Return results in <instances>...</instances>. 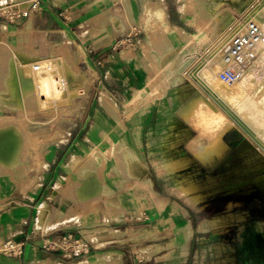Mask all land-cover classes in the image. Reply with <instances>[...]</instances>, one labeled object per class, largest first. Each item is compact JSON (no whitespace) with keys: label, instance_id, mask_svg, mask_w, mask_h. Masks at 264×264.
Listing matches in <instances>:
<instances>
[{"label":"rangeland","instance_id":"obj_1","mask_svg":"<svg viewBox=\"0 0 264 264\" xmlns=\"http://www.w3.org/2000/svg\"><path fill=\"white\" fill-rule=\"evenodd\" d=\"M122 1L115 0L114 10L118 11ZM239 1L250 7L242 17L231 15L229 10L216 5L222 4L233 10ZM125 4L127 8L115 14L114 24L119 36L129 33L141 40L152 71L149 90L142 96L141 90L136 89L131 94L125 93V97L120 95L118 100L106 94L108 98L101 99L106 111L99 106V112L93 110L86 116L92 101L89 89L95 83L97 73L83 53L75 49L71 37L58 30L42 33L39 28L44 24L37 21L34 26L35 12L31 7L26 9L27 4H19L16 0L0 3V21L11 27L0 34V142L3 143H0V191H19L24 195L26 191L42 188L46 177L52 191L76 193L89 204L91 210L88 212L51 211L48 218L40 222L46 230L74 223L75 217L82 216L81 212L83 215L103 213L107 218L118 217L122 212L112 211L113 205L118 203L115 201L117 191L130 194L132 191H157L178 202L175 207L179 210L173 211L175 220L180 224L184 222L182 213L186 215L187 212L181 207H185L195 218V226L185 229L173 225L171 228L168 224L170 226L153 232L156 220L151 213L138 205L137 213H134L132 207L131 217L136 215L144 219L145 216V221L140 224L144 227L131 229L124 241L129 245L128 250H132L130 245L133 249L138 248L128 252L131 261L138 258L149 261L160 248L151 253L147 250L155 243L169 242L162 238L173 234V264H264V180L259 179L261 171L264 172L262 113L255 109L251 98L243 103L241 114L228 110L232 117L240 120L230 129L240 137L238 149L229 148L223 137L219 142L207 137L202 140L187 113L189 102L198 93L212 95L200 77V69L207 62L220 64L221 50L226 42L239 35L248 20L260 22L264 0H174L184 17L178 21L179 28L167 25L163 11H157L159 6L149 12L134 9L132 2ZM20 12L28 15L25 21L16 25L18 18L11 20V16ZM235 18L239 20L236 22ZM230 20L231 25L228 24ZM120 41L122 39L118 43ZM130 52L133 56L136 54L134 50ZM39 59L52 60L56 66L60 64L63 73L56 78L65 80L68 89L56 102L46 95L42 97L38 89H29L23 83L24 76L34 72L32 64L38 63ZM221 70L220 65L219 72ZM41 99L47 102L42 103ZM112 101L116 105V115ZM97 106L98 102L94 107ZM174 107H180V117L186 122L183 127L186 135L181 142L190 151L189 162L174 163V151L181 156L186 149H174ZM99 115H102L100 124L106 121L111 124L106 132L112 133L115 140L105 132L93 129L102 127L93 125ZM146 118L152 124H160L161 130L141 133L139 128ZM123 124L128 128L135 125L134 136L123 130ZM128 134L130 145L139 152L148 180L131 172L120 149L121 138ZM145 140H154V148H146ZM13 141L19 142L15 145ZM74 155L80 164L73 163ZM158 159L159 162H155ZM110 180L117 184L109 187ZM155 199L156 195L152 196L153 202ZM132 201L137 200L132 198ZM167 203L165 198L158 202L163 206ZM60 214H64L61 219ZM50 219L55 221L50 222ZM50 223L54 224L47 227ZM170 261L164 263L170 264Z\"/></svg>","mask_w":264,"mask_h":264},{"label":"crops","instance_id":"obj_2","mask_svg":"<svg viewBox=\"0 0 264 264\" xmlns=\"http://www.w3.org/2000/svg\"><path fill=\"white\" fill-rule=\"evenodd\" d=\"M3 1L11 0H0V3ZM16 1L19 4H27L26 9L32 8V11L35 12L34 26L36 27L37 21H42L44 24L43 28H39L42 29V33L58 30L70 36L75 49L83 53L97 73V79L89 89V98L92 101L88 107V112L85 111L86 116H89L93 110L99 112V106L105 109L101 101L103 94L105 96L106 94L111 95L115 100H118L120 95L125 97V93L131 94L136 89L141 90L142 96L147 94L152 71L149 58L143 52L141 40H138L137 35L129 33L119 36V31L114 24L115 14L127 8L125 3L130 4L132 2L134 9H142L144 0H129L128 2L123 0L118 11L113 8L116 3L115 0ZM149 3L152 8L159 6L158 8L162 9L170 28L180 27L178 21L184 17L178 5H174V0H149ZM26 17H18L16 25L25 21ZM28 19L30 20V17ZM127 26L130 27L129 23ZM10 28L7 22L0 21V34L4 29L9 30ZM120 39L124 40L122 44H118ZM131 50L136 52L134 56L131 55ZM96 102H98V106L95 108ZM179 111L180 107H174V149L182 147L186 149L184 150L185 154L181 156L174 151V163L189 162V157L192 158L189 155V149L181 142L186 135V129L183 128L186 122L180 117ZM101 116L99 115L93 121V125L102 127L93 129L108 131L111 124L108 121L100 124ZM123 130L132 132L134 136L137 128L135 125L130 126V128L124 125ZM158 130H161V125L150 123L148 118L139 128V131L145 134ZM223 139L229 148L238 149L240 140L235 132L226 133L223 135ZM154 142V140H145V147L154 148ZM150 162L153 161L150 160ZM155 162H159V159ZM132 192L131 194L125 193V191L116 192L115 201L117 200L118 203L113 205L112 211L122 212L118 217L107 218L103 213H89L75 217L74 223L61 224L59 227L46 230L45 227L40 226V211L38 209L40 205L47 203L49 206L46 220L51 211L60 213L87 211L89 204L84 203L85 200L82 196L76 193L73 195L69 191H52L46 177L43 179L42 188L26 191L24 195L19 191H11L10 193L0 191V242H25L22 255L6 256L0 254V264H167L164 261L169 259L171 260L170 264H173L175 254L173 234L162 238V240L169 239V242L155 243L147 250L148 253H151L156 248H160L149 261L143 262L139 258L134 261L130 260L127 254L129 251L135 252L136 247L133 249V246L130 245L132 250H128L129 245L124 241L127 240L128 232L131 229L136 230L144 227L140 224L145 221V216L144 219H139L136 215L131 217V208L133 207L135 210L133 212L137 213L136 207L138 205L143 211L151 213V217L156 220L153 232L170 226L168 224H171V228L174 226L175 228H194L195 218L192 217L187 208L181 207L187 213L186 215L182 213L184 222L180 224L173 216L174 209L179 210L175 207L178 202L172 200L171 197L164 196L157 191ZM154 195H156L157 200L155 199L156 201L153 202L152 196L154 197ZM126 196L127 198H125ZM132 198L137 201L133 202ZM162 198L168 200L164 206L158 204ZM63 215L60 214V219ZM54 219L56 218L54 217ZM52 221L55 220L50 219V222ZM51 224L54 223H50L47 227H52ZM68 232L86 236L92 244L90 253L80 257H72L60 250L44 247V244L50 239H57ZM188 245L190 249L191 239L188 241ZM169 256L170 258H168Z\"/></svg>","mask_w":264,"mask_h":264},{"label":"bare ground","instance_id":"obj_3","mask_svg":"<svg viewBox=\"0 0 264 264\" xmlns=\"http://www.w3.org/2000/svg\"><path fill=\"white\" fill-rule=\"evenodd\" d=\"M129 0H127L128 2ZM252 3V2H251ZM218 7H221L222 9L229 10L231 15H237L240 14L244 16V14L247 13V11H250V7H245L244 1H239L237 6L233 8V10L227 8L225 5L222 4H216ZM251 5V4H250ZM249 6V4H248ZM246 8V9H244ZM142 9L151 12L153 8L151 7L149 0H144L142 2ZM160 13L162 10H159ZM230 17V15H228ZM261 18L259 24L264 27V10L259 16ZM236 19V18H235ZM220 20V19H219ZM232 20V19H231ZM231 20L228 24H232ZM239 19H236L237 22ZM221 21V20H220ZM220 21H218L220 23ZM217 22V23H218ZM167 23V22H166ZM216 23V24H217ZM227 24V25H228ZM238 24V23H237ZM218 26L216 25V28ZM215 28V29H216ZM226 39V38H225ZM223 39L222 41H224ZM19 55V54H18ZM20 58H22L19 55ZM24 57V56H23ZM24 59V58H23ZM28 59V58H27ZM29 60V59H28ZM24 60V61H28ZM20 61V59L18 60ZM52 61V60H51ZM49 60H38V63L32 64V68L34 70L33 73L25 75L23 83L26 84V86L31 89L35 87L39 90V94H41L42 97L47 96L52 102H56L58 99L63 97V94L65 91H67L68 87L66 85V81L63 79H57L56 76L62 74L60 72L59 66L54 65ZM22 62V61H21ZM20 62V63H21ZM263 62H264V53H263ZM25 64V63H24ZM21 65V64H20ZM23 65V64H22ZM29 65V64H28ZM23 65L22 67H24ZM21 67V66H20ZM23 69V68H21ZM200 77L202 80H204L205 85L209 88L208 90H211L210 92L212 95L207 94V92H200L198 93L188 104V117L190 119L191 124L194 126L195 130L199 131L200 138L203 140V138H209L212 141H218L220 138L223 137L226 133L230 132V129L233 127V125L238 124L240 120H236L235 117H232L228 110H232L236 115L238 113H242L241 110L244 108L243 103L246 101V99L251 98L253 100V106L255 109L258 110L259 114L262 113V116L264 117L263 111H264V72L261 74L258 78L254 79L253 81L247 80L244 82H240L235 85H228L223 83L219 78V70H220V64L216 62H210L204 64L203 68L200 69ZM24 71V70H22ZM21 71V72H22ZM200 72V71H199ZM199 75V74H198ZM192 77V76H191ZM199 77V76H198ZM198 79H201V78ZM23 79V78H22ZM201 80V82H202ZM200 81V80H199ZM198 81V82H199ZM22 83V85H23ZM203 83V84H204ZM198 84V83H197ZM200 84V82H199ZM202 84V85H203ZM21 86V85H20ZM25 87V86H24ZM205 87V86H204ZM206 87V88H207ZM202 91V90H201ZM102 101L106 99V96L103 95L101 97ZM42 103L47 102L46 99H41ZM241 107V108H240ZM182 110V109H181ZM184 112V111H183ZM113 113L116 115V106L113 105ZM184 116V115H183ZM187 116V115H186ZM185 116V117H186ZM184 117V118H185ZM264 119V118H263ZM237 126V125H236ZM240 126V125H239ZM238 126V127H239ZM122 127V126H120ZM234 128V127H233ZM105 132L107 136H109L112 140H115V136L113 138L112 133L106 132V130H102ZM9 132V131H8ZM10 133V132H9ZM3 135V134H2ZM14 135V134H13ZM2 137V136H1ZM10 138V135H9ZM13 138V137H11ZM10 138V139H11ZM1 139V138H0ZM8 139V138H7ZM16 139V137H15ZM237 139V138H236ZM238 139L240 137L238 136ZM14 140V139H13ZM6 141V139H5ZM10 141V140H9ZM15 141V140H14ZM13 141V142H14ZM2 142V141H1ZM0 142V143H1ZM11 142V141H10ZM19 142V141H16ZM14 142V144L16 143ZM130 134L126 135L125 137L121 138L120 143V149L122 150V153L126 159V161L129 162V168L131 172L138 176V177H145L149 178L147 172L145 171L144 166L141 163V160L139 158V152L136 147L130 145ZM9 143V142H8ZM12 143V142H11ZM10 143V144H11ZM217 143V142H216ZM3 145V143H1ZM7 144V141L6 143ZM10 144L8 146L10 147ZM219 144V143H218ZM244 144V143H243ZM1 145V146H2ZM12 145V144H11ZM17 145V144H15ZM259 145V144H258ZM7 146V145H5ZM208 146V145H207ZM210 146V145H209ZM214 146V145H212ZM260 146V145H259ZM3 147V146H2ZM17 147V146H16ZM19 147V146H18ZM237 147V146H236ZM239 147V146H238ZM245 147V146H244ZM250 147V146H249ZM248 147V148H249ZM11 148V147H10ZM13 148V147H12ZM11 148V149H12ZM254 148V147H253ZM5 149V148H4ZM10 149V150H11ZM213 149V148H212ZM236 149V148H235ZM241 149V148H240ZM14 150V149H13ZM17 148L14 150L16 151ZM8 151V150H6ZM3 150V152H6ZM12 151V150H11ZM236 151V150H235ZM244 151V150H243ZM261 151V150H260ZM11 153L10 151H8ZM239 152V151H238ZM254 152V151H253ZM259 152V151H258ZM257 152V153H258ZM263 152V151H262ZM14 153V152H12ZM203 153V152H202ZM209 153V151H208ZM211 153V152H210ZM241 151L239 152V154ZM256 153V154H257ZM7 154V153H6ZM244 154V153H243ZM247 154H249L247 152ZM254 154V153H253ZM12 155V154H11ZM8 156V155H7ZM235 155L233 154V157ZM243 156V155H242ZM249 156V155H248ZM4 157V156H3ZM2 157V159H4ZM11 157V156H10ZM1 158V157H0ZM9 158V157H8ZM235 159V158H234ZM253 159V158H252ZM226 160V159H225ZM228 160H230L228 158ZM259 160V159H258ZM73 163L80 164L79 158L74 155L73 157ZM232 161V158H231ZM248 161V160H247ZM257 161V160H255ZM243 162V161H242ZM223 163V162H222ZM245 163V162H244ZM225 164V162H224ZM249 165V164H248ZM255 166V165H254ZM237 167V165H236ZM246 167V166H245ZM251 167V166H249ZM258 167V166H257ZM221 168V167H220ZM238 168V167H237ZM240 168V167H239ZM223 170V169H222ZM246 170V169H245ZM256 170V169H255ZM100 171V170H99ZM241 171V170H240ZM244 171V170H243ZM249 171V170H248ZM251 171V170H250ZM254 171V170H253ZM257 171V170H256ZM221 172V171H220ZM228 172V171H227ZM232 172V171H230ZM259 172V171H258ZM259 176V179L264 180V172ZM225 173V172H224ZM250 173V172H249ZM223 174V173H222ZM241 174V173H239ZM244 174V173H243ZM251 174V173H250ZM220 175V174H219ZM248 175V174H247ZM229 176V175H228ZM227 176V177H228ZM253 175L252 177H254ZM100 178V177H99ZM240 180V179H239ZM247 180V179H246ZM250 180V179H249ZM91 181V180H90ZM93 181V180H92ZM242 181V180H241ZM244 181V180H243ZM224 182V181H223ZM88 183H91L88 181ZM87 183V184H88ZM101 183V182H100ZM243 183V182H240ZM96 184V183H95ZM117 184L116 181L113 180V182L110 180L108 181V186L111 187L112 185ZM232 184V183H231ZM89 185V184H88ZM87 185V186H88ZM92 185V184H91ZM98 185V182H97ZM229 185V184H228ZM240 185V184H239ZM246 185V184H245ZM90 186V185H89ZM99 186V185H98ZM96 186V187H98ZM227 186V185H226ZM225 186V187H226ZM100 187V186H99ZM263 187V186H262ZM93 188V187H91ZM227 189V188H225ZM92 190V189H91ZM99 190V189H98ZM87 191V190H86ZM97 191V190H95ZM249 191V190H248ZM232 192V191H231ZM244 192V191H243ZM250 192V191H249ZM236 193V192H235ZM238 194V193H236ZM100 198V197H99ZM101 199V198H100ZM102 200V199H101ZM100 200V201H101ZM98 198H96L97 203ZM98 204V203H97ZM96 204V205H97ZM235 204V203H234ZM94 205V204H93ZM232 205V204H230ZM230 206L229 208H231ZM49 206L47 203H44L40 208V222L45 221L46 216L48 215ZM90 211V208L88 209ZM83 211V210H82ZM103 211V210H102ZM230 211V210H229ZM88 212V211H86ZM85 213V212H83ZM82 212H81V214ZM234 216V215H233ZM237 216V215H236ZM235 216V217H236ZM237 219V218H236ZM227 220V219H225ZM229 220V219H228ZM233 220V219H232ZM244 222V221H243ZM262 225V224H261ZM191 235V234H189ZM230 247V246H229ZM225 249V248H224ZM234 251V250H233ZM198 258V257H197ZM225 261V260H224ZM230 261V260H228ZM227 263V262H226Z\"/></svg>","mask_w":264,"mask_h":264},{"label":"built area","instance_id":"obj_4","mask_svg":"<svg viewBox=\"0 0 264 264\" xmlns=\"http://www.w3.org/2000/svg\"><path fill=\"white\" fill-rule=\"evenodd\" d=\"M27 15V12H20L18 15L11 16V20ZM123 41L118 44H122ZM263 53L264 27L255 20H248L243 31L226 42L221 50L220 80L225 84L235 85L258 78L264 72ZM44 247L60 250L72 257H80L90 253L92 244L86 236L68 232L57 239H50ZM24 248L25 242L22 241L0 242V254L2 255L20 256Z\"/></svg>","mask_w":264,"mask_h":264}]
</instances>
